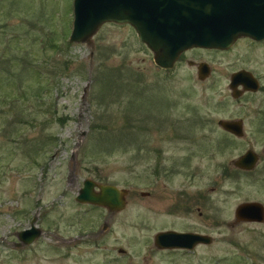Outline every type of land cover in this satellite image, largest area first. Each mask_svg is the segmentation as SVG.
Instances as JSON below:
<instances>
[{"label":"rangeland","instance_id":"rangeland-1","mask_svg":"<svg viewBox=\"0 0 264 264\" xmlns=\"http://www.w3.org/2000/svg\"><path fill=\"white\" fill-rule=\"evenodd\" d=\"M71 6L0 0V264H264V222H233L237 203L264 204V171L230 163L264 145V38L188 47L161 69L127 23L68 41ZM239 69L258 90L235 98ZM235 117L240 139L216 122ZM87 177L126 188L124 207L76 202ZM31 219L38 237L15 247ZM163 229L212 242L158 249Z\"/></svg>","mask_w":264,"mask_h":264},{"label":"water","instance_id":"water-1","mask_svg":"<svg viewBox=\"0 0 264 264\" xmlns=\"http://www.w3.org/2000/svg\"><path fill=\"white\" fill-rule=\"evenodd\" d=\"M71 3L73 17L68 41L88 43L104 22L127 23L136 31L138 41L152 52V62L161 69L172 67L179 53L188 47L227 49L239 36L254 41L264 38V0H71ZM196 70L197 78L210 73L203 61L197 63ZM229 79L232 97H239L245 90H258V80L245 69L231 72ZM216 122L228 133L238 137L244 134L243 121L239 118H221ZM255 159V152L246 150L232 163L241 169L251 168ZM127 193L124 187L87 177L74 199L103 206L107 211H119L126 204ZM262 208L258 201L239 202L234 209V221H261ZM33 222L31 219L29 227L16 232L15 247L38 237L40 228ZM106 226L104 222L101 227ZM153 241L158 249H192L197 243L212 242V238L197 231L163 229L153 234Z\"/></svg>","mask_w":264,"mask_h":264},{"label":"flooded vegetation","instance_id":"flooded-vegetation-1","mask_svg":"<svg viewBox=\"0 0 264 264\" xmlns=\"http://www.w3.org/2000/svg\"><path fill=\"white\" fill-rule=\"evenodd\" d=\"M254 40V39H253ZM180 55V54H179ZM200 62V61H199ZM197 65V64H196ZM231 73V72H230ZM229 73V74H230ZM243 124H244V122H243ZM242 124V125H243ZM244 131V130H243ZM231 134V133H230ZM233 134V133H232ZM244 134H245V131H244ZM234 136L235 137H238V136H236L235 134H234ZM243 136V135H242ZM241 136V137H242ZM241 137H238V139H240ZM246 150H248V151H251V152H255V154H256V159H255V164H254V166H252L251 168H244V169H241V168H239L238 166H236L234 163H232V161L233 160H231V162L230 163H232V168H231V170L232 171H238L239 173H250V174H255V171L256 170H260V172L262 173V171H264V145H262L261 146V148L258 150H256V149H252V148H246L244 151H246ZM242 154H244V153H242ZM242 154H240V155H242ZM239 156V155H238ZM234 159V158H233ZM259 165H261V167L259 166ZM263 174V173H262ZM145 192V193H144ZM141 194H145V195H147L148 193H146V191H142V192H140ZM256 202V201H255ZM259 202V201H258ZM261 203V202H260ZM89 204H91V203H89ZM93 206H97V205H93ZM262 206H263V208H262V212H263V214H264V204H262ZM107 211V210H106ZM107 212H114V210L113 211H107ZM233 216H234V210H233ZM234 219H235V216H234ZM252 221V220H251ZM261 221H263L264 222V218H262V220ZM233 222H235L234 220H233ZM252 222H255V221H252ZM196 231V230H195ZM195 231H191V232H195ZM169 249V248H168ZM119 252L120 251H122V250H118Z\"/></svg>","mask_w":264,"mask_h":264}]
</instances>
